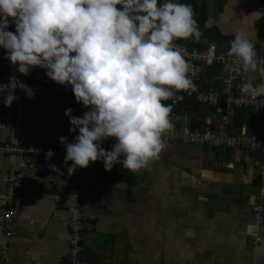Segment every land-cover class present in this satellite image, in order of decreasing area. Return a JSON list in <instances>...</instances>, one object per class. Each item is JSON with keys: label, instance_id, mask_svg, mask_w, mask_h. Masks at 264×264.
Returning <instances> with one entry per match:
<instances>
[{"label": "crops", "instance_id": "0c3cea01", "mask_svg": "<svg viewBox=\"0 0 264 264\" xmlns=\"http://www.w3.org/2000/svg\"><path fill=\"white\" fill-rule=\"evenodd\" d=\"M174 2L190 4L196 9V20L199 11L204 16L199 41L182 40L188 47L214 43L219 51L227 52L235 33L242 31L256 53L264 55V0ZM8 30L15 32V25ZM5 54L0 48V83H7L13 75L21 79L18 66L12 67ZM234 68L200 65L193 79L196 89L219 88L228 72L236 76L233 90L237 93L249 80L254 85L264 83L259 71L245 73ZM45 72L36 67L27 76L35 95L29 99L23 91V130H0V142L58 147L59 138L70 132L65 110L71 108L75 115V96L70 86L50 80ZM5 97L6 93L0 94V119L10 120L15 102L5 107ZM172 105L170 119L176 129L200 130L207 118L215 124L218 121L211 108H186L180 101ZM248 121L251 129L258 130L264 124V112L252 110ZM115 142L110 137L102 147L110 151ZM164 143L159 159L137 173L120 164L105 171L102 161L83 168V264H264V225L258 226L251 216L263 184L253 163H264V153L216 151L180 139ZM33 162L43 163L44 156L26 160L0 156V245L5 243L8 252L7 261L0 264L67 262L68 229L62 205L67 166L55 162L46 176L34 177ZM227 163H233V168H226ZM13 169L23 188L16 194L11 234L4 236V189Z\"/></svg>", "mask_w": 264, "mask_h": 264}, {"label": "clouds", "instance_id": "9594fccd", "mask_svg": "<svg viewBox=\"0 0 264 264\" xmlns=\"http://www.w3.org/2000/svg\"><path fill=\"white\" fill-rule=\"evenodd\" d=\"M121 6L118 8L117 6ZM190 4L174 0H0V48L4 59L28 76L39 67L46 76L70 86L85 111L82 117L65 110L74 142L66 147L68 174L102 161L105 171L114 164L137 173L158 160L165 148L164 136L174 128L169 99L182 100L196 90L191 66L177 40L202 33ZM15 25V32L9 31ZM226 55L234 70L264 74L246 33L238 31ZM232 64H225L232 70ZM191 73V74H190ZM31 99L35 93L17 76L0 83L6 93L4 106L11 107L16 89ZM242 95L264 96V83L250 80L240 86ZM115 138L110 151L103 141ZM54 155L49 149L46 160ZM55 167V166H52Z\"/></svg>", "mask_w": 264, "mask_h": 264}, {"label": "built area", "instance_id": "2783aa9c", "mask_svg": "<svg viewBox=\"0 0 264 264\" xmlns=\"http://www.w3.org/2000/svg\"><path fill=\"white\" fill-rule=\"evenodd\" d=\"M183 50L185 59L191 66L192 79L197 74V69L202 64L215 63L220 66L232 64L235 67L233 59L226 55L227 52L219 51L216 44L207 43L201 47H188L182 40L174 41ZM259 59H264V55H258ZM191 74V73H190ZM236 76L230 72L226 73L221 81V86L212 90L196 89L190 95L187 92H180L177 95L183 96L182 100L169 99L164 102L175 104L182 102L186 108L208 107L214 110L218 116L215 124L210 118H207L200 130H191L183 128L181 130L173 128L168 135L164 137L166 142L180 139L185 143L192 144L200 148H208L216 151L234 150L242 153H264V124L258 130L249 128L246 124L239 127L231 126L234 118V107L249 109L253 111L264 112V96L250 98L246 94L235 92L234 83ZM26 85L28 84L27 76L22 75L20 79ZM14 115L10 120L0 119V130L21 131L23 130V91L16 89ZM88 111L81 103L76 102L75 115L82 117L83 113ZM76 132H69L64 137L68 142H74ZM51 149L54 155L46 160L45 154ZM15 155L24 160L37 155L44 156V162H33L31 165V174L34 177H44L49 171V166L55 162H61L71 166L72 162L64 163L66 147L61 144L58 147L21 144L11 142H0V156ZM253 165L258 171V176L262 179L263 184L259 187V193L256 201L251 206V216L258 226L264 225V163L255 160ZM226 168L232 169L233 163H227ZM83 168H77L72 175L66 173L68 181L64 193L62 205L66 213V226L68 229V253L66 264H83L81 256L85 250L82 240V234L85 228L86 216L81 207V184L83 181ZM23 188V184L18 178L16 170H10L6 177V186L4 196L6 198V209L2 214L4 236H9L13 227V217L15 215L14 203L16 194ZM8 259V252L5 243L0 245V261L5 263Z\"/></svg>", "mask_w": 264, "mask_h": 264}, {"label": "trees", "instance_id": "16d2710c", "mask_svg": "<svg viewBox=\"0 0 264 264\" xmlns=\"http://www.w3.org/2000/svg\"><path fill=\"white\" fill-rule=\"evenodd\" d=\"M162 1L163 0H160V3H162ZM197 23L199 27H202L204 23V16H202V11H199V18L197 20ZM219 50H222V49H219ZM233 111H234L233 126L239 127L240 125L246 124L249 127L248 117L250 116V113L252 112V110L234 107Z\"/></svg>", "mask_w": 264, "mask_h": 264}]
</instances>
